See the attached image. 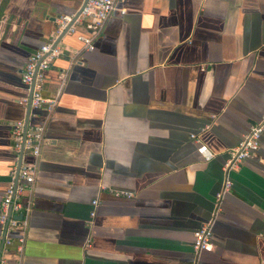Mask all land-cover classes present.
I'll use <instances>...</instances> for the list:
<instances>
[{
  "label": "crops",
  "instance_id": "obj_1",
  "mask_svg": "<svg viewBox=\"0 0 264 264\" xmlns=\"http://www.w3.org/2000/svg\"><path fill=\"white\" fill-rule=\"evenodd\" d=\"M80 4L0 0V199L10 125L25 117L23 64ZM58 46L42 87L49 98L63 79L56 104L28 117L48 141L23 252L9 246L5 264H192V232L211 218L227 150L264 114V0H116L92 50L75 35ZM229 177L213 248L197 264H264V130Z\"/></svg>",
  "mask_w": 264,
  "mask_h": 264
},
{
  "label": "built area",
  "instance_id": "obj_2",
  "mask_svg": "<svg viewBox=\"0 0 264 264\" xmlns=\"http://www.w3.org/2000/svg\"><path fill=\"white\" fill-rule=\"evenodd\" d=\"M116 0H85L77 14L58 15L55 18V30L49 38L34 52L30 53L20 72V82L23 85V95L17 102L25 108V117L11 122L10 136L14 163L9 169V181L4 188L0 199V264H5L3 253L9 246H13L17 258H21L26 238L28 215L32 205V191L36 175L37 161L41 146L48 139L44 135V124L33 126L28 117L33 109L43 107L49 113L56 104L63 84L60 80L58 88L49 98L42 95L44 71L53 59L63 53L54 43L56 38L63 35H75L81 42L84 50L93 48L94 39L101 33L104 24L114 9ZM124 10L120 9L123 14ZM83 26L87 31L77 32V27ZM208 125L201 128L206 130ZM264 130V114L261 119L252 124L243 134L239 142L227 150V158L221 167V184L214 194L211 218L192 232V264H197L198 256L202 251L209 252L213 248L211 241V224L214 216L220 209V200L223 194L229 192L231 181L229 173L247 158L258 146L260 133ZM189 138L198 142L194 133ZM196 152L204 159L211 157L210 151L203 143H199ZM31 157L30 162L24 161V156ZM115 196L131 197L132 193L124 190H110ZM92 210L90 217L94 216V209L98 201L91 200Z\"/></svg>",
  "mask_w": 264,
  "mask_h": 264
},
{
  "label": "water",
  "instance_id": "obj_3",
  "mask_svg": "<svg viewBox=\"0 0 264 264\" xmlns=\"http://www.w3.org/2000/svg\"><path fill=\"white\" fill-rule=\"evenodd\" d=\"M84 1H85V0H81V4H80L79 8L76 10L75 14H77V12L80 10V8L82 7ZM62 36H63V34L59 35V36L56 38V40H55L54 43L59 42V41L61 40Z\"/></svg>",
  "mask_w": 264,
  "mask_h": 264
}]
</instances>
